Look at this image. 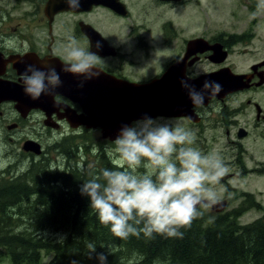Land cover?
<instances>
[{
	"label": "flooded vegetation",
	"instance_id": "flooded-vegetation-1",
	"mask_svg": "<svg viewBox=\"0 0 264 264\" xmlns=\"http://www.w3.org/2000/svg\"><path fill=\"white\" fill-rule=\"evenodd\" d=\"M258 2L238 0L230 14L232 26L221 30L218 25L206 27V0H80L77 9L70 8L67 0H0V143H21L22 149L25 143H36L40 148L39 154L23 149L22 156L28 157L30 166L17 176L6 177L12 173L9 170L0 174L5 178L0 182L23 178L35 186L40 182L35 175L44 181L42 174L47 171L55 181L50 188L71 194L84 179L101 172L92 170L87 161L81 171L75 155L44 163L43 143H56L57 147L70 141L76 143L74 152L93 157L94 135L100 141L97 153L102 170L115 167L111 148L119 132L104 134L102 127L85 124L89 121L82 101L90 96L88 86L83 82L81 87L83 78L64 73L60 66L65 63L63 49L70 39L101 58L94 71L128 86L157 81L177 65L187 81L221 70L241 77L229 94L193 107L189 117L168 112L170 116L152 119L184 122L202 131L204 110L215 104L218 126L226 128L228 136L236 129L230 143L238 151L237 170L242 175L264 176V167L247 169L246 150L241 146L248 138L251 143H264V12L252 16ZM26 4L31 10H26ZM98 41L100 49L95 47ZM216 49L227 53L225 60L214 61ZM28 65L42 70L54 67L64 82L71 80L76 85V91L61 86L53 93L49 112L29 109L26 100L30 97L25 95L22 81ZM204 65L212 69L201 71ZM139 120H132L129 126ZM66 178L72 181L66 182ZM250 200L244 193L232 211L244 213L251 208ZM220 203L225 209L217 212H226L229 198Z\"/></svg>",
	"mask_w": 264,
	"mask_h": 264
},
{
	"label": "clouds",
	"instance_id": "clouds-1",
	"mask_svg": "<svg viewBox=\"0 0 264 264\" xmlns=\"http://www.w3.org/2000/svg\"><path fill=\"white\" fill-rule=\"evenodd\" d=\"M67 3L72 9L80 6V0ZM262 12L264 0H259L252 16ZM95 47L100 49L102 44L98 41ZM63 50L62 71L82 77L81 87L84 81L99 76L94 71L101 61L96 53L79 47L75 39H70ZM45 68L28 65L22 75L25 95L34 101L42 95H53L62 85L56 69ZM182 86L188 90L194 109L204 105L206 94L211 100L222 91L214 81H205L201 91L187 80ZM112 144L123 166L105 168L85 180L81 194L90 198L99 222L110 227L114 236L126 239L143 233L147 238L154 234L182 238L180 229L190 226L203 214L202 209L219 204L217 187L229 167L220 156L204 154L194 147V133L181 124L145 117L132 126H123ZM88 248L95 250L91 243ZM98 259L106 264L105 255L100 254Z\"/></svg>",
	"mask_w": 264,
	"mask_h": 264
},
{
	"label": "trees",
	"instance_id": "trees-1",
	"mask_svg": "<svg viewBox=\"0 0 264 264\" xmlns=\"http://www.w3.org/2000/svg\"><path fill=\"white\" fill-rule=\"evenodd\" d=\"M42 176L44 181L36 174L40 182L35 186L23 178L0 182V262L7 257L12 264H41L52 255L49 264H101L98 256L103 254L106 264H124L136 254L140 257L136 264H264V218L241 225L240 210L223 215L204 212L180 229L182 238L155 234L147 238L141 233L121 239L99 222L81 185L72 192L75 195L66 194L50 188L55 181L47 171ZM253 200L250 209L259 207Z\"/></svg>",
	"mask_w": 264,
	"mask_h": 264
},
{
	"label": "rangeland",
	"instance_id": "rangeland-1",
	"mask_svg": "<svg viewBox=\"0 0 264 264\" xmlns=\"http://www.w3.org/2000/svg\"><path fill=\"white\" fill-rule=\"evenodd\" d=\"M238 0H206V11L209 12V17L206 18V27H213L218 25L217 28L223 30L228 29L232 26L233 21L230 17L232 9ZM215 4V5H214ZM26 10H31V5L26 4ZM212 67L209 65H204L201 71L211 70ZM205 112V122L203 123L202 131L197 127H191L184 122H175L181 124L185 129L191 130L194 133L195 144L204 154H214L220 156L225 164L229 167L228 174L221 180L220 186L217 187V192L220 202L225 198H229L230 206L226 212L219 213L216 209L207 208L202 209V213L206 212L210 215H223L229 213L234 208L237 207L240 201H242V195L247 193L250 195V201L254 199L255 203L262 207L259 209L252 208L245 211L239 218V223L241 225L250 224L258 219L264 218V176H256L252 174H240L241 171L237 170V164L234 163L238 151L234 148L233 143H230L234 138V132L236 129L230 130V136L226 133V128H221L218 126L217 113L215 104L208 107ZM168 121V120H165ZM203 134V135H202ZM95 144V156L92 154L85 155L84 153L77 154L74 152L76 143H71L66 141L54 147L56 143H43L44 146V163L52 162L53 160H61L62 155H75L77 162L79 163L80 170L84 168V162L87 161L92 170L101 172L102 168L100 162H98L99 152L97 153L98 144L100 143L98 137L94 135L93 137ZM114 146V145H112ZM246 153L243 155L244 162L247 169L253 168H263L264 167V143H251L250 139H246L241 145ZM115 147V146H114ZM114 147L111 149L114 151ZM67 150V151H66ZM23 149L21 143H0V174L3 175L6 171L12 173L8 174L6 177H13L14 175H20L24 172L30 162L27 156H22ZM262 160V161H259ZM113 161L115 167H122L123 162L117 157L114 152ZM18 162L19 164H15ZM36 176V175H35ZM94 176V175H92ZM238 176V177H237ZM4 177L0 176V180H4ZM76 193H72L75 195ZM74 197H72V200ZM219 202V203H220ZM25 228V222H24ZM27 229L30 231L32 228L27 225ZM44 236L50 238L63 239L59 234L46 233ZM111 250V249H110ZM52 260V255L44 257L41 264H49ZM140 260V257L133 254L130 259H128L124 264H136ZM0 264H12L11 260L4 257ZM160 264V263H156Z\"/></svg>",
	"mask_w": 264,
	"mask_h": 264
},
{
	"label": "water",
	"instance_id": "water-1",
	"mask_svg": "<svg viewBox=\"0 0 264 264\" xmlns=\"http://www.w3.org/2000/svg\"><path fill=\"white\" fill-rule=\"evenodd\" d=\"M215 55L214 58L212 57L215 62L225 60L227 57L226 52H220L217 49ZM60 66L63 69V63ZM174 68L169 70L161 79L143 85H124L101 74L93 78V81H84V86H88V92L90 93V96L82 101L85 103L84 108L88 115L86 120L89 121L85 124L100 126L104 129V134L106 132V134L112 135L120 133L121 128L125 125L129 126L132 120L169 115L168 112L175 116L189 117L193 112V104L189 98L188 90L182 86V81H185L180 76L182 67L177 65ZM241 79V77L221 70L187 82L194 86L197 91L203 89L205 81L217 82L222 86V91L215 97H224L235 88L234 85L239 83ZM61 82V86L70 87L74 89V92L76 91V85L71 80L64 82V78L61 77ZM52 97L53 95H42L35 101L29 98L26 100L28 102L27 106L29 109L40 108L49 112L53 108ZM15 99L21 103L23 101L18 97ZM209 101L210 99L206 94L204 104L207 105ZM91 119H93V123H91ZM96 119H99V122ZM23 149L38 154L40 152V148L36 143H25ZM224 209V204L217 205V211L221 212Z\"/></svg>",
	"mask_w": 264,
	"mask_h": 264
},
{
	"label": "bare ground",
	"instance_id": "bare-ground-1",
	"mask_svg": "<svg viewBox=\"0 0 264 264\" xmlns=\"http://www.w3.org/2000/svg\"><path fill=\"white\" fill-rule=\"evenodd\" d=\"M67 151V150H66ZM69 165V164H68ZM43 166V165H42ZM79 166V165H78ZM47 168V167H46ZM66 168V167H65ZM60 170V169H59ZM85 172V171H84ZM68 187V186H67ZM68 191V190H67Z\"/></svg>",
	"mask_w": 264,
	"mask_h": 264
}]
</instances>
